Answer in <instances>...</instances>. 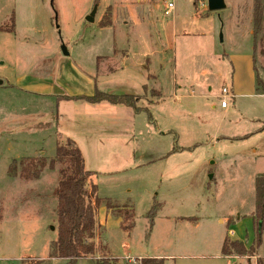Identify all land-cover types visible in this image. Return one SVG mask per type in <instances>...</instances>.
Masks as SVG:
<instances>
[{
	"label": "rangeland",
	"instance_id": "rangeland-1",
	"mask_svg": "<svg viewBox=\"0 0 264 264\" xmlns=\"http://www.w3.org/2000/svg\"><path fill=\"white\" fill-rule=\"evenodd\" d=\"M154 1L132 10L135 19L151 15L152 20L149 27L137 25L132 33L100 26L114 0H0V81L5 86L0 100L8 102L3 106L7 109L12 96L19 98L14 103L17 113L0 116V264H34L40 259L50 264L101 259L139 264L145 257H157L163 264H255L254 257L226 258L221 249L226 234L246 248L255 240V179L264 174V134L249 133L264 121V95L254 94V66L264 81V0L256 30L254 0H224L225 8L218 12L208 10L207 0H175L168 16L164 11L171 0ZM94 7V21L88 22ZM119 46L127 51L125 63L131 69L144 66L145 58L152 56L157 91L146 90L135 103L147 109L143 120L149 121L148 128L139 123L134 135L126 107L107 104L102 108L112 109L119 123H106L99 117L111 114L99 111L92 125V118L81 112L85 104L71 101L56 102L60 123L55 125L49 110H43L51 113V107L42 106L37 96L61 100L90 97L84 92L92 96L96 90L119 95L116 87L127 81L122 73L99 74L103 67L97 59ZM103 65L105 71L110 69ZM224 88L234 95L227 99V109L220 107ZM127 110L134 113L131 107ZM107 129L113 135L102 132ZM68 132L81 147L98 197L131 209L134 220L130 232L108 220L102 242L109 254L97 237L100 251L72 263L48 257L56 238L59 166L44 169L38 180L7 174L20 153L51 160L54 133L74 142ZM82 132L90 138L80 139ZM154 205L158 210L150 228L147 214ZM257 254L264 258V229Z\"/></svg>",
	"mask_w": 264,
	"mask_h": 264
},
{
	"label": "trees",
	"instance_id": "trees-1",
	"mask_svg": "<svg viewBox=\"0 0 264 264\" xmlns=\"http://www.w3.org/2000/svg\"><path fill=\"white\" fill-rule=\"evenodd\" d=\"M196 6V2H194ZM262 17L261 0H254V28H258ZM106 22L100 23L101 27L110 25V9L107 11ZM12 28L14 24L13 18ZM256 75L255 93L264 95V81ZM65 99H81L91 104L107 102L112 105H121L133 108L135 113L140 112L135 103L137 98L131 95H108L98 90L90 97H77ZM264 129V121L261 130ZM55 155L51 160L40 154L33 158L13 159L8 167L10 178L19 177L22 180H38L44 169L58 168L59 181L55 190L57 199L56 206V238L49 245V259H66L70 263L80 258L93 257L100 251L95 240L101 234L98 222L99 209L104 207L107 211L122 219L121 228L130 232L134 228L133 213L131 210L121 208L109 198L98 197V190L91 182L93 173L84 168L83 158L75 143L61 134L56 135ZM18 174V175H17ZM158 206L154 205L147 214L150 228L157 213ZM255 225V240L246 248L240 241L230 240L226 236L223 240L221 254L224 257H254L255 264H264V258L258 257L257 250L260 243V236L264 229V174L258 175L255 179V212L253 214ZM194 220V219H193ZM232 220L227 224L230 227ZM34 264H50L46 260H37ZM93 264H111L110 261H95ZM139 264H163L162 259L142 258Z\"/></svg>",
	"mask_w": 264,
	"mask_h": 264
},
{
	"label": "crops",
	"instance_id": "crops-1",
	"mask_svg": "<svg viewBox=\"0 0 264 264\" xmlns=\"http://www.w3.org/2000/svg\"><path fill=\"white\" fill-rule=\"evenodd\" d=\"M174 1L175 0H171L169 1L168 3H171L173 4V11L175 10V5H174ZM147 2H155L154 0H114V7L112 6L110 9V25L109 27L110 28H118L122 31H128V32H131L132 30V33H133V30L134 28L137 26V25H141V24H146L148 23V27L150 24H152V20L150 19L151 15L148 16V18L146 19V17L142 16L141 18V21H139V19H135L133 14H132V10H134L135 8L136 9H139V5H142L143 3H147ZM195 2V1H194ZM136 3H139V4H136ZM156 3V2H155ZM196 8V6H194ZM166 8V7H165ZM118 9H121L123 12V15H119L117 13ZM128 13V14H126ZM126 14V15H124ZM94 21V20H93ZM145 26V25H144ZM173 35L174 33L176 32V23L173 24ZM126 36H128V34H126ZM152 56H148L145 58V65L142 66L140 65V63L138 64V66L136 67V69H131V68H128L126 67V59H128V54H127V51L126 50H123L119 47L115 48V50H113L112 54L111 55H107V56H104V57H98L97 59L99 60V64H101V68L103 67V69H101L99 71V74H102V73H109L110 75H113L114 77H117L119 76L121 73H122V78L123 79V82L124 81H127V84H122V85H118L116 88V90H118V93L119 95H121L122 92L124 91H121V90H127L128 92H131V91H134L135 93H129L127 95H131V96H137V99H143V95L145 94V91L146 90H155V86H156V83L158 81V75L156 74L155 71L152 70ZM163 60V59H160V61ZM107 63L108 65H110V69L109 70H106L104 69L105 65H103V63ZM159 62V60H158ZM99 70V69H98ZM124 75H127V76H124ZM99 76L101 75H96V80L97 82L99 83ZM91 77V76H90ZM93 78V77H91ZM87 79V82L90 83L91 80L89 78H86ZM90 85V84H89ZM91 86V85H90ZM4 83H2L0 81V91H3L4 89ZM10 89L12 91L14 90H17V89H14L13 86L10 87ZM130 90V91H129ZM19 91V90H17ZM143 91L142 93L143 94H140L139 92ZM20 92V91H19ZM84 91H82L81 93H83ZM1 93V92H0ZM80 93V94H81ZM86 93L87 95H84V96H91V92L90 91H87V92H84ZM138 94V95H137ZM254 94L257 96V94L254 92ZM4 96V95H3ZM2 96V97H3ZM76 96H79V95H76ZM234 96V95H233ZM7 97V96H6ZM10 97V95H9ZM18 98V96H16ZM16 97L12 96L11 99H13L12 101H9V108L5 109L3 106H5V104L7 105L8 102H5L4 104H2V101L0 100V116L1 117H8V115L12 116L14 115L15 113L18 112V110L14 107H16V105L14 104L16 101ZM37 97H39V99L37 101H42V106L46 105V108L47 106L51 107V113H50V109H43L44 111H48L49 110V113H48V117L49 119H51L55 125L56 123H60L57 121V117H56V110H55V105L57 106L56 102L58 101H71L73 103H84L85 106L84 108L82 109V113L85 114L87 120H89L90 118H92V122L91 124L92 125H95L97 123H95V119L94 117L99 115L97 114V112L99 111H106L107 113H110V117H106V116H100L99 118L100 119H105L106 120V123H119L118 121V117L119 116H115L114 114V111H111L112 109H117V107L121 106V105H112V104H109L107 102H101V103H97V104H91V103H88V102H85V101H74V100H68V99H59V98H56L55 96L53 95H49V94H41V95H38ZM220 97V95H219ZM19 99V98H18ZM162 100V97H161V93H160V98L158 101H161ZM103 104H107L109 107H111L112 109H105L104 107L102 108V105ZM157 104V103H156ZM39 102H37V107H35V110H37V112L40 111V109L38 108L39 107ZM228 107V106H227ZM226 108H222V109H227ZM128 107H126V115L128 117V121L129 123L131 124L132 126V130H133V134L136 135L137 131H138V127H139V123H140V126L143 125V127L145 129H147V124H150L148 123L149 121L146 120L144 121L143 120V114H144V111L147 109H143V108H140V112L138 113H133V114H130V112L127 110ZM51 114V115H50ZM149 119V118H148ZM81 122H83L84 124V121L81 120ZM262 122H260V126L257 127V129H255L252 133H249V134H252V135H255V134H264V129L261 130V127H262ZM38 124V123H37ZM92 128V127H91ZM111 129H107V130H104L102 132H107L111 135H113V131H109ZM97 132L96 129L92 128L91 129V133L92 134H95ZM64 134V133H63ZM69 134V135H68ZM68 137L72 138L74 140V142L76 143V145L78 144L77 142V139L75 138V136L72 134L70 135L71 133L68 132ZM81 135L83 136L82 138L80 139H89L90 137H87V136H84V132L81 133ZM54 136L56 138V135L54 133ZM246 135H242V136H239V137H228V136H224L223 139H235V138H241V137H245ZM112 139H114V137H111ZM55 142H56V139H55ZM78 149L80 150V152L82 151L81 150V147L80 145L78 144L77 145ZM82 153V152H81ZM256 153V152H254ZM82 155V154H81ZM35 156H23L21 153L19 154V156L17 155V157L13 158V159H20V158H33ZM83 164H84V159H83ZM12 179H15V178H12ZM117 204V203H116ZM119 207L121 206L120 204H117ZM128 210H131L129 208H127ZM99 214H101V219L100 217H98V222H99V225H100V230H101V238L99 236V240H100V245L101 247L103 246V251L106 253V254H109V251H108V246L106 244H104L102 242V235H104L107 230H106V227L107 226V222L108 220L109 221H112V223L114 225H116L118 228H120V225H121V218H119L118 216H116L115 214H113L112 211H107L104 207H101L99 209ZM221 223H223V221H221ZM121 230V229H120ZM229 235V234H228ZM227 236V234H226ZM231 236V234H230ZM231 240H235L237 241L236 239H234L232 236L229 237ZM98 241V240H97ZM113 258V257H112ZM153 258H157V257H153ZM226 258H229V259H232V260H235L237 257H226ZM89 259H91V257H89ZM113 259H116V258H113ZM41 260V259H40ZM48 262H50L49 260H47ZM93 264V263H92Z\"/></svg>",
	"mask_w": 264,
	"mask_h": 264
},
{
	"label": "water",
	"instance_id": "water-1",
	"mask_svg": "<svg viewBox=\"0 0 264 264\" xmlns=\"http://www.w3.org/2000/svg\"><path fill=\"white\" fill-rule=\"evenodd\" d=\"M207 6H208V10L210 12H218V11H221L225 8V3H224V0H207ZM95 13H96V7L93 8L92 12L86 18V20L88 22H93ZM67 55H68V53L65 52V56H67ZM51 230H54V228L51 227Z\"/></svg>",
	"mask_w": 264,
	"mask_h": 264
},
{
	"label": "built area",
	"instance_id": "built-area-1",
	"mask_svg": "<svg viewBox=\"0 0 264 264\" xmlns=\"http://www.w3.org/2000/svg\"><path fill=\"white\" fill-rule=\"evenodd\" d=\"M173 12V4L172 2L171 3H168L166 8H165V11H164V15L168 16V15H171ZM233 96L232 95H229L227 90L224 88L222 90V94L220 95V98H221V102H220V107L221 108H226L227 107V99L228 98H232ZM232 234V233H231Z\"/></svg>",
	"mask_w": 264,
	"mask_h": 264
}]
</instances>
